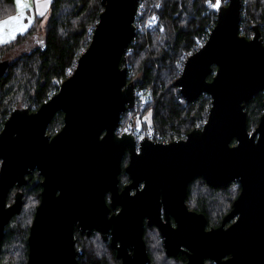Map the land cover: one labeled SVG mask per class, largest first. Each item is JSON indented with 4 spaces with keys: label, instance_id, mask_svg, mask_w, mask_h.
I'll use <instances>...</instances> for the list:
<instances>
[{
    "label": "water",
    "instance_id": "95a60500",
    "mask_svg": "<svg viewBox=\"0 0 264 264\" xmlns=\"http://www.w3.org/2000/svg\"><path fill=\"white\" fill-rule=\"evenodd\" d=\"M138 1L101 0L90 42L72 73L36 110L15 108L4 121L0 242L5 225L22 208L20 191L7 203L10 189L19 190L26 184L25 175L37 169L42 189L27 237L26 264H77L81 249H74L76 222L82 232L94 227L104 239L111 230V246L121 264H148L144 218L159 225L168 256L185 247L186 264H204V257L218 264H264V42L258 25H252L250 37L242 35L243 0H219L206 43L187 56L174 80L186 102L202 94L210 97L205 122L181 139L137 142L132 133H119L118 128L121 115L136 108V86L121 61L136 36ZM8 65L0 60V77ZM260 92L263 111L249 130L244 106ZM59 111L62 126L49 135L47 126ZM126 150L124 171L131 183L118 192ZM196 177L213 187L232 181L240 185L221 225L208 231L205 215L190 210L185 201L187 186ZM131 188H136L134 194ZM116 205L120 210L109 215ZM225 255L229 257L222 261Z\"/></svg>",
    "mask_w": 264,
    "mask_h": 264
},
{
    "label": "trees",
    "instance_id": "16d2710c",
    "mask_svg": "<svg viewBox=\"0 0 264 264\" xmlns=\"http://www.w3.org/2000/svg\"><path fill=\"white\" fill-rule=\"evenodd\" d=\"M215 1L161 0L156 12L164 29L136 33L121 65L127 66L128 80L134 81L135 86L142 91L145 104L125 111L121 115L120 128L126 124L133 127L149 125L158 128L165 139L171 141L184 138L190 130L205 122L210 97L202 94L197 100L186 102L174 80L179 76L187 56L195 51L196 38L201 31L205 26L215 24ZM220 1L222 4L227 3L225 0ZM11 6L10 0H0V18L11 12ZM101 10V0H51L48 17L43 24L37 20L25 33L8 43L0 44L1 60L8 50L41 34L39 45L9 62L6 74L0 77V130L13 109L28 108L34 111L58 90L60 83L72 73L78 57L88 46ZM254 24L258 25L264 42V0H243L240 33L250 37ZM262 99L260 92L244 106L249 130L258 123L263 111ZM134 115L135 118H131ZM146 115L147 120L143 118ZM62 123L63 114L59 111L47 126L46 133L55 134ZM197 182L207 191L199 187L193 195V187ZM40 190V177L35 172L29 174L27 184L21 189L22 210L10 219L4 229L0 242V264L4 251L14 243L21 245V264H25L28 225L34 206L38 203ZM239 191L237 181L226 186L210 187L202 178H196L188 186L186 201L188 203L192 200L191 208L203 212L210 221L214 213L219 217L230 209ZM13 192L14 189H11L8 202L12 201ZM30 197H33L35 203L27 212L28 221L24 217V208ZM179 257L177 259L184 262L185 257ZM79 264L108 262L88 249L79 259Z\"/></svg>",
    "mask_w": 264,
    "mask_h": 264
},
{
    "label": "flooded vegetation",
    "instance_id": "af4514ba",
    "mask_svg": "<svg viewBox=\"0 0 264 264\" xmlns=\"http://www.w3.org/2000/svg\"><path fill=\"white\" fill-rule=\"evenodd\" d=\"M128 161H129V153L126 150L124 152L123 157H122L121 170L118 174V192H121V190L124 188L125 185H128L131 183V179H130L129 175L124 171V168L128 164ZM0 162H1V160H0ZM34 172L40 177V182H41L42 177L39 174V171L37 169H34L30 173H27L25 175L26 184H27V176L31 173H34ZM196 178H202V177H196ZM196 178L191 180L189 182V184L191 182H193ZM202 179L204 180V178H202ZM189 184H188V186H189ZM142 185H143V183H140V185H139L140 188L142 187ZM23 186H21L19 190H17L15 187L12 188V189H14L12 201L14 200V195L17 191H20L22 194L21 189ZM188 186H187V190H188ZM208 186H210V185H208ZM210 187H213V186H210ZM218 187H221V186H218ZM135 191H136V188H131L129 190V193L134 194ZM40 192H41V190H40ZM39 196H40V194H39ZM186 197H187V193H186ZM105 199L109 205V203H110V193L109 192H107L105 194ZM39 200H40V197H39ZM39 200H38V203H39ZM185 201H186V199H185ZM7 203L9 204L11 202L7 201ZM38 203L34 206V209H33L32 218H31L29 225H28V234H29V228L32 224ZM186 204L190 210L196 211L193 208L189 207L187 201H186ZM231 205H232V203H231ZM22 207H23V195H22ZM230 209H231V207H230ZM230 209L228 211H226L225 213H223L222 215H220L219 217L217 215H215L216 217L214 219H212V217H211L210 221L208 220V217L203 212H199V211H196V212L203 213L205 215V217H206L205 230L208 231L212 228L219 227L222 223L221 221H222L223 217L230 211ZM21 210H22V208H21ZM119 210H120V206L116 205L114 209L113 208L110 209L109 215L116 214ZM18 214H16V215H18ZM160 217H161L162 221H165L164 212H163L162 208L160 209ZM233 221H234V219H231V220L225 222L224 228H227ZM158 223H165V222H158ZM169 223L174 228L177 226V222H175L174 218L171 216H170V222ZM141 224H142L141 225L142 226V239L144 241L146 251H147V255L149 257V263L148 264H158L154 260V257L152 256L153 255L152 253L154 252L152 250L153 243H156V250H157V252H160L162 254L163 259L167 258L169 261H171L175 264H186L187 254L185 251L186 250L185 247H183L184 251H179L176 256H168L166 254L165 247H164V235L162 234V232L159 228V225L157 223H154V222H148L147 218H144L143 221L141 222ZM4 229H5V227H4ZM3 234H4V232H3ZM28 234H27V237H28ZM73 239H74V249L75 250L81 249V253L76 256L77 264H79V259L83 256L85 251L88 249H90L91 252L94 253L95 256L103 257V258L107 259L108 264H111V263L112 264H121L122 263V259L117 257L116 248L111 246V240H112L111 230L109 231V233L106 235V238L104 239L101 231H99L98 229L93 227L89 233L87 230L82 232L80 230V227L78 226V222H76L73 225ZM26 243H27V238H26ZM116 243H117V245H119L120 244L119 240ZM151 246H152V248H151ZM127 252L130 255L133 254V250L130 248L127 249ZM27 254H28V244H27ZM180 255H183L185 257L184 262H181L179 259H177V258H180L179 257ZM228 257H229L228 255H225L224 257H222L221 260L226 261V259H228ZM110 261H111V263H110ZM26 262H27V258H26L25 264H26ZM203 263L204 264H218V262L216 260H214L210 257H204Z\"/></svg>",
    "mask_w": 264,
    "mask_h": 264
},
{
    "label": "built area",
    "instance_id": "2783aa9c",
    "mask_svg": "<svg viewBox=\"0 0 264 264\" xmlns=\"http://www.w3.org/2000/svg\"><path fill=\"white\" fill-rule=\"evenodd\" d=\"M226 2L228 0H225ZM161 0H139L136 8V13L134 16V25L135 30L137 32H144V31H152V30H160L162 29V24L159 22V18L157 15V8L160 7ZM214 24H210L205 26L204 30L201 31L200 35L196 38L195 42V51L203 47L206 43L209 33L212 30ZM128 52V49H127ZM135 93L137 95L136 106H144L145 101L142 100L143 95L142 91L139 90L137 87L135 89ZM120 133H137L135 137L137 142L142 140L143 138H147L152 141L156 142H168L163 134L160 132L158 128L150 127L149 129H140L138 128H131L129 124L124 125L122 128H118ZM134 133V134H135Z\"/></svg>",
    "mask_w": 264,
    "mask_h": 264
},
{
    "label": "rangeland",
    "instance_id": "374dc122",
    "mask_svg": "<svg viewBox=\"0 0 264 264\" xmlns=\"http://www.w3.org/2000/svg\"><path fill=\"white\" fill-rule=\"evenodd\" d=\"M163 26V25H162ZM164 29V27H162V29H160L159 31H162ZM41 38V34H38L34 37H30L27 41H24L23 43L19 44L17 47L13 48V49H10L8 50L1 58V60L3 61H13L15 58H17L20 54L24 53V52H29L31 51L32 49H34L37 45H39V42H40V39ZM132 76V75H131ZM143 101H145V98L143 96L142 98ZM131 118H135V115L134 117H131ZM144 119H148V115L144 116L143 117ZM137 122V121H136ZM131 128H133L132 125H130ZM150 127L152 126H141V125H134V128L135 130H137L138 128H140L141 130L144 129H149ZM120 133V132H119ZM135 133V132H134ZM133 135L136 137L137 136V133H135ZM200 187V183L197 182L194 184V187H193V195L194 192ZM204 191H207L205 188L203 187H200V190H203ZM13 199V197H12ZM12 202V201H11ZM35 203V200L33 199V197H30L29 198V203L26 205V207L24 208L25 209V215L24 217H27L28 221H29V215L27 214V212H29V209H31V207H33ZM188 205L189 207H193V204H192V200H190V202H188ZM217 213H214L211 217L212 219H214L216 216ZM26 221V219L24 220ZM27 223V222H26ZM152 248V246H151ZM152 251L153 253V257H154V260L158 263V264H175L171 261H168L167 259H163V256L160 252H157L156 250V243H153V248H152ZM109 258V257H108ZM21 245L17 244V243H14L12 244L9 248L6 249V251H4L3 253V257H1V264H21ZM171 262V263H170ZM111 263V261H110ZM112 264V263H111Z\"/></svg>",
    "mask_w": 264,
    "mask_h": 264
},
{
    "label": "crops",
    "instance_id": "0c3cea01",
    "mask_svg": "<svg viewBox=\"0 0 264 264\" xmlns=\"http://www.w3.org/2000/svg\"><path fill=\"white\" fill-rule=\"evenodd\" d=\"M12 3L11 12L0 18V40H7L8 42L14 40L19 34L25 33L30 26H32L37 20L41 24H43L49 12L50 2L47 3V7L44 5L47 0H10ZM30 5V7H28ZM39 12H43V15H39ZM20 16H23L24 19L21 21L19 19ZM17 17V19L13 20L11 18ZM29 19L32 20L30 26L28 25ZM15 36L13 39L12 37ZM7 42V43H8ZM5 44V43H0Z\"/></svg>",
    "mask_w": 264,
    "mask_h": 264
},
{
    "label": "snow or ice",
    "instance_id": "6c2138e0",
    "mask_svg": "<svg viewBox=\"0 0 264 264\" xmlns=\"http://www.w3.org/2000/svg\"><path fill=\"white\" fill-rule=\"evenodd\" d=\"M48 2H50V0H47V2L45 3V5H44L45 8L47 7V3H48ZM218 6H219V0H217V3L214 4L213 7H218ZM28 7H30V5H29ZM38 14H39V15H43V12H39ZM11 19L15 20V19H17V17H13V18H11ZM19 19L22 21V20L24 19V17H23V16H20ZM31 23H32V20L29 19V21H28V25L25 26V29H24V30H26L27 27L31 25ZM12 38L14 39L15 36H13ZM7 42H8L7 40H0V43H7Z\"/></svg>",
    "mask_w": 264,
    "mask_h": 264
}]
</instances>
